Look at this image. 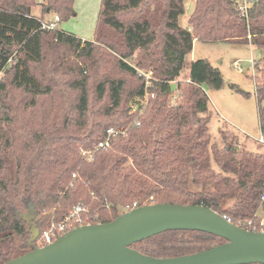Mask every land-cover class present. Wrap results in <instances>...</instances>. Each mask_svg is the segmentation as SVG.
I'll list each match as a JSON object with an SVG mask.
<instances>
[{
  "label": "trees",
  "instance_id": "1",
  "mask_svg": "<svg viewBox=\"0 0 264 264\" xmlns=\"http://www.w3.org/2000/svg\"><path fill=\"white\" fill-rule=\"evenodd\" d=\"M185 1L101 0L94 37L83 41L31 14L38 5L66 21L74 0H0V264L34 250L74 208L97 225L133 202L195 205L264 233V154L222 129L212 141L203 86L223 80L205 60H186L194 40L251 45L264 60V0L245 15L237 0H194L183 27ZM138 70L151 72L147 89ZM146 90L153 98L130 113ZM256 96L264 138V73ZM110 129L108 147L84 160ZM225 242L177 230L130 248L164 259Z\"/></svg>",
  "mask_w": 264,
  "mask_h": 264
},
{
  "label": "water",
  "instance_id": "2",
  "mask_svg": "<svg viewBox=\"0 0 264 264\" xmlns=\"http://www.w3.org/2000/svg\"><path fill=\"white\" fill-rule=\"evenodd\" d=\"M176 84L171 85V91ZM199 231L224 244L196 254L153 258L131 249L166 231ZM38 237L33 233L32 241ZM5 264H264V233L251 232L202 206L154 204L120 214L109 223L77 227L52 244Z\"/></svg>",
  "mask_w": 264,
  "mask_h": 264
},
{
  "label": "rangeland",
  "instance_id": "3",
  "mask_svg": "<svg viewBox=\"0 0 264 264\" xmlns=\"http://www.w3.org/2000/svg\"><path fill=\"white\" fill-rule=\"evenodd\" d=\"M39 1L36 0V3ZM100 5L101 0H74V16L66 21L55 22V28L83 41H91ZM193 9L194 0H186L185 13L180 18L181 26L188 27L187 20ZM31 14L38 19L42 18L45 23L53 21V15H43L38 5L31 9ZM262 59L260 51L251 45L193 41L192 51L186 60H205L217 69L223 80V86L218 90L203 86L208 97V130L212 141H220L219 130L222 129L234 134L239 144L247 150L264 154V143L259 141L261 132L256 96V84L264 73Z\"/></svg>",
  "mask_w": 264,
  "mask_h": 264
},
{
  "label": "built area",
  "instance_id": "4",
  "mask_svg": "<svg viewBox=\"0 0 264 264\" xmlns=\"http://www.w3.org/2000/svg\"><path fill=\"white\" fill-rule=\"evenodd\" d=\"M253 0H237V9L241 14H244L247 12V9L250 8ZM55 22H58V18L54 17L53 21L49 23L48 25H43L46 29H52L55 25ZM138 75L143 77L145 81V89H147L150 86V76L151 72H144L138 70ZM153 94L148 93L147 90L144 93L143 98L137 99L135 102L130 104V113H136V111L139 109V107H144L147 103L149 98H153ZM171 100L174 102L175 96L171 98ZM175 103V102H174ZM113 133V131L110 129L107 131V137L105 141L100 142L97 144V146L94 147L93 150H86L82 152V157L86 161H90L94 157V153L99 150L108 147L109 143V136ZM260 143H264V138L261 136ZM261 199L264 200V195L261 196ZM138 208L136 202H133L132 204L124 206L121 214L132 211L134 209ZM82 210L80 208H74L72 209L69 214L63 219L61 223H59L57 226L52 225L51 228L44 232L40 238V240L37 243V248H42L47 245L52 244L55 240H57L59 237L63 236L67 232L81 226H86L84 221L80 218V212ZM260 225H264V218H262ZM262 232V231H260Z\"/></svg>",
  "mask_w": 264,
  "mask_h": 264
},
{
  "label": "crops",
  "instance_id": "5",
  "mask_svg": "<svg viewBox=\"0 0 264 264\" xmlns=\"http://www.w3.org/2000/svg\"><path fill=\"white\" fill-rule=\"evenodd\" d=\"M40 2H41V0L39 2H37V3H40Z\"/></svg>",
  "mask_w": 264,
  "mask_h": 264
}]
</instances>
